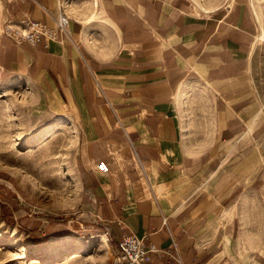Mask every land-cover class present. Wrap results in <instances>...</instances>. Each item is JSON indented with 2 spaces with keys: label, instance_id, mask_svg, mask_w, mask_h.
Segmentation results:
<instances>
[{
  "label": "crops",
  "instance_id": "1",
  "mask_svg": "<svg viewBox=\"0 0 264 264\" xmlns=\"http://www.w3.org/2000/svg\"><path fill=\"white\" fill-rule=\"evenodd\" d=\"M86 1H4L3 23L70 17L47 47L0 33V68L76 124L81 210L113 243L134 234L160 251L142 264H264L249 3Z\"/></svg>",
  "mask_w": 264,
  "mask_h": 264
},
{
  "label": "rangeland",
  "instance_id": "2",
  "mask_svg": "<svg viewBox=\"0 0 264 264\" xmlns=\"http://www.w3.org/2000/svg\"><path fill=\"white\" fill-rule=\"evenodd\" d=\"M4 1L0 33L9 37L4 27L19 21L2 22ZM187 1L228 9L237 0ZM244 1L254 18L252 83L264 108V0ZM49 124L60 129L34 140ZM77 133L72 120L44 108L38 90L0 68V264H110L118 243L97 213L81 210Z\"/></svg>",
  "mask_w": 264,
  "mask_h": 264
},
{
  "label": "built area",
  "instance_id": "3",
  "mask_svg": "<svg viewBox=\"0 0 264 264\" xmlns=\"http://www.w3.org/2000/svg\"><path fill=\"white\" fill-rule=\"evenodd\" d=\"M53 21L54 25L49 26L26 16L15 25L5 26L4 34L17 43L47 47L50 42L57 40L58 33L66 30L69 18L64 12H59ZM97 169L102 173L108 170L103 161L97 163ZM152 254L161 253L152 244L145 243L134 234H128L118 242L110 264H142L150 261Z\"/></svg>",
  "mask_w": 264,
  "mask_h": 264
},
{
  "label": "bare ground",
  "instance_id": "4",
  "mask_svg": "<svg viewBox=\"0 0 264 264\" xmlns=\"http://www.w3.org/2000/svg\"><path fill=\"white\" fill-rule=\"evenodd\" d=\"M56 129H60L58 127V124H49L41 132H39V133L34 135V137H35L34 140H39V139H42L43 137H47L50 134V132H52V131H54Z\"/></svg>",
  "mask_w": 264,
  "mask_h": 264
}]
</instances>
